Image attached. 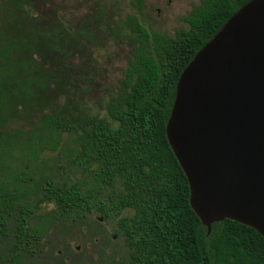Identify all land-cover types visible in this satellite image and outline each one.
<instances>
[{
	"label": "trees",
	"instance_id": "trees-1",
	"mask_svg": "<svg viewBox=\"0 0 264 264\" xmlns=\"http://www.w3.org/2000/svg\"><path fill=\"white\" fill-rule=\"evenodd\" d=\"M249 1L201 0L173 37L127 17L117 37L131 54L93 113L78 83L89 71L72 60L91 53L108 26L103 5L74 24L38 11L51 0H0V237L9 243L2 264H23L33 253L43 230L31 221L42 204L61 219H114L134 264H264V238L254 229L224 220L207 234L166 136L181 73ZM142 2H132L139 13ZM61 148L74 155L72 167L93 175L91 189L42 172ZM32 180H43L39 199L30 196Z\"/></svg>",
	"mask_w": 264,
	"mask_h": 264
},
{
	"label": "water",
	"instance_id": "water-1",
	"mask_svg": "<svg viewBox=\"0 0 264 264\" xmlns=\"http://www.w3.org/2000/svg\"><path fill=\"white\" fill-rule=\"evenodd\" d=\"M166 136L207 234L231 220L264 238V0L244 4L183 70Z\"/></svg>",
	"mask_w": 264,
	"mask_h": 264
},
{
	"label": "rangeland",
	"instance_id": "rangeland-1",
	"mask_svg": "<svg viewBox=\"0 0 264 264\" xmlns=\"http://www.w3.org/2000/svg\"><path fill=\"white\" fill-rule=\"evenodd\" d=\"M133 0H51V4L42 5L40 2L37 9L40 13H61L65 20L78 24L86 16L92 15L96 10V4H102L105 10L107 27L102 28V33L94 38L95 47L92 52L72 60V66L80 72H88V75L78 83L86 93L83 95V105L96 112L95 104L105 97L110 90H114L121 79L126 67L127 59L131 54V47L127 42L118 39L123 22L127 17L137 15L140 22L150 31L160 32L173 37L177 31L185 27L183 19L190 11L198 6L201 0H143L142 10L139 13L132 5ZM90 66V68L88 67ZM38 119L34 118L32 122ZM31 124L24 125V129H30ZM48 155V154H47ZM46 156V155H45ZM49 163L43 168V173L53 176L54 183L70 187L74 184L81 185L84 189H91L96 183L93 175L80 167H72L74 155H67L61 149L52 153ZM46 158V157H44ZM48 161V159H47ZM32 199L41 198L43 180H32ZM53 205L42 204L37 211V218L31 221V226L40 227L43 233L31 253L24 256L23 262L28 264L31 256H83L92 258L89 264L96 263L100 250L94 240L100 227L114 234L117 225L114 219L105 220L99 214H86L80 219L72 221L71 217L58 218L52 214ZM131 214V211L126 214ZM48 216L52 219L50 221ZM100 218V219H99ZM102 218V220H101ZM12 233V232H11ZM116 246L113 253L126 256V249L121 244V237L117 236ZM77 248L79 250L77 251ZM112 250V249H111ZM9 243L0 237V264L7 260Z\"/></svg>",
	"mask_w": 264,
	"mask_h": 264
},
{
	"label": "flooded vegetation",
	"instance_id": "flooded-vegetation-1",
	"mask_svg": "<svg viewBox=\"0 0 264 264\" xmlns=\"http://www.w3.org/2000/svg\"><path fill=\"white\" fill-rule=\"evenodd\" d=\"M100 219V218H99ZM102 220V218H101ZM112 232L107 231L105 227H100L97 232V239L94 240L98 244L100 255L97 258L96 263L93 264H134L129 256V251L126 248L125 242L121 239V244L126 249V256H121L113 253L114 245L116 246L118 240H115L118 236L117 233L111 234ZM112 249V250H111ZM79 248H77V251ZM56 257L52 256H31V261L28 264H89L92 258H87L83 256H67L65 254L59 255L57 253ZM24 260V259H23ZM23 264H25L23 262Z\"/></svg>",
	"mask_w": 264,
	"mask_h": 264
}]
</instances>
